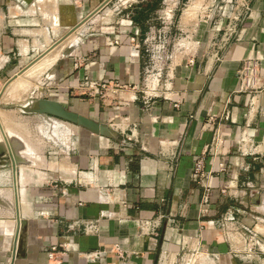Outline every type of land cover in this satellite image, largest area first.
Wrapping results in <instances>:
<instances>
[{"label": "crops", "instance_id": "1", "mask_svg": "<svg viewBox=\"0 0 264 264\" xmlns=\"http://www.w3.org/2000/svg\"><path fill=\"white\" fill-rule=\"evenodd\" d=\"M111 1L0 0V91L81 23L39 92L118 134L21 111L11 137L0 118L17 159L0 165V264H264L244 238L264 239V0H128L93 21ZM162 29L163 82L145 103L146 43ZM86 80L110 82L107 96Z\"/></svg>", "mask_w": 264, "mask_h": 264}, {"label": "built area", "instance_id": "2", "mask_svg": "<svg viewBox=\"0 0 264 264\" xmlns=\"http://www.w3.org/2000/svg\"><path fill=\"white\" fill-rule=\"evenodd\" d=\"M131 5V4H130ZM140 36L139 27H135L133 34L131 36L132 42H137L138 37ZM116 43H119V39L115 40ZM145 52L147 53L148 63L145 68V74L143 79V94L145 95L144 102L148 103L150 98L156 96V92L158 87L161 86L163 82L164 76V64L166 57V50L168 46V37L166 35L165 30H161L158 34L146 43ZM140 48V45L137 46V49ZM259 76V69L257 66V62L253 60L250 64H248L243 71L241 72V77L250 84V82H255L257 77ZM91 86L92 91L96 90L98 94L102 96H107L110 82L97 83L92 81H85V84ZM127 84H119L116 83L112 86L113 92H117L119 90H123L128 88ZM202 169V163L198 162L196 167V172L198 173ZM209 196L206 195L204 198V204L207 205L209 202ZM235 211L238 210L232 209L228 212L221 220L220 225L222 227H226L229 224L236 221ZM246 234L244 236L245 242L250 248L256 247L258 250L264 252V239L261 238L253 229H246ZM57 253V248L52 247L51 252L49 254L50 259H55V255ZM94 254V253H93ZM101 255L100 252L95 253L96 257Z\"/></svg>", "mask_w": 264, "mask_h": 264}, {"label": "rangeland", "instance_id": "3", "mask_svg": "<svg viewBox=\"0 0 264 264\" xmlns=\"http://www.w3.org/2000/svg\"><path fill=\"white\" fill-rule=\"evenodd\" d=\"M129 2H128V0H112L111 3H109V5H107L102 10V12H100L97 15V17L93 18L92 20L94 21L97 18L103 17L102 20L103 21L106 20L105 23L109 24L113 20L114 15H116V14L120 15L124 10H126L125 6H127ZM104 25L105 24H103V26ZM85 26H89V24H85ZM70 30L68 29L64 34H57L55 36V38H57L58 41L61 40L63 37H66V35L68 34V32ZM82 38H83L82 36L78 37V34L75 31V32L71 33L69 36H67L66 38H64V40L61 43L57 44L58 43V41H57L55 43V45L53 46L52 50L42 59L43 61L41 60L44 63L45 59L55 57L52 61H49V62L45 61L46 64L45 63L43 64L44 67L41 65V63H42L41 61L38 62L40 65L37 63L33 67L26 69V71L21 76H19L17 79L12 80L11 82L5 84L2 87V89L0 91V118L3 119V122L6 125V127L8 126L9 128H11L8 130L9 131L8 134L11 135V137L14 133H17L16 131L12 130V124L15 121L20 123V121L17 120V118H13V115L19 116L20 114H22L21 110L17 107V105L23 104V103H25L28 100L33 99V98H42L41 97L42 93L39 92V88H41V85H42L40 83V81H42L43 72L46 71L49 67H51L60 56H62L63 54L66 53L65 52V50L67 49L66 47L64 48L65 50L60 49V47L64 44L63 42L68 44V42H70V41H75L74 46L71 47L68 51V52H70L71 50H73V48L77 44H79V42ZM48 56H49V58H48ZM36 68H38V69L36 70ZM0 123H1V120H0ZM17 125L19 127V124H17ZM2 133H3V129L0 128V136L3 139ZM54 134H57L56 129L54 130ZM263 196H264V193H263ZM11 198H13L12 195H11ZM261 201H262V203H261ZM258 202H260L262 204L261 205L262 206V212L264 215V211H263L264 210V197L259 195Z\"/></svg>", "mask_w": 264, "mask_h": 264}, {"label": "water", "instance_id": "4", "mask_svg": "<svg viewBox=\"0 0 264 264\" xmlns=\"http://www.w3.org/2000/svg\"><path fill=\"white\" fill-rule=\"evenodd\" d=\"M80 25L81 23L72 27L71 30L66 35V37L69 36L71 33L75 32ZM66 37H63L61 40H59L57 44L61 43ZM17 107L23 113L26 114H38L46 118L54 117L65 120L95 135H100L108 138H117L118 136L117 132H115L107 124L98 122L89 116L74 111L66 107L62 102L56 99L33 98L28 100L24 104L17 105ZM3 138H4V142L0 143V165L4 164V162L6 161H9L11 162V166L13 168V171L15 172L17 159L16 156L14 155L15 153L13 151L14 150L13 145L7 140L4 132H3ZM16 202L18 203L17 195H16ZM16 215L20 223V228L17 236L18 239L19 235L23 237V233L26 226V220L20 217L18 211H16Z\"/></svg>", "mask_w": 264, "mask_h": 264}, {"label": "bare ground", "instance_id": "5", "mask_svg": "<svg viewBox=\"0 0 264 264\" xmlns=\"http://www.w3.org/2000/svg\"><path fill=\"white\" fill-rule=\"evenodd\" d=\"M65 44H66V43H65ZM63 48H64V47H63ZM52 54H53V53H52ZM54 55H55V54H54ZM50 56H51V55H50ZM48 58H49V56H48ZM54 58H55V57H54ZM54 58L52 57V58H49V59H45V60H44V63L46 64L47 61H48V62H49V61H52ZM42 61H43V60H42ZM42 61H41V62H42ZM45 61H46V62H45ZM44 63L42 62L41 65L43 66ZM38 64H39V63H38ZM39 65H40V64H39ZM39 65H38V66H39ZM38 66H37V67H38ZM43 67H44V66H43ZM38 68H39V67H38ZM38 68H36V70H37ZM34 69H35V68H34ZM32 71H33V70H32ZM26 76H27V75H26ZM8 88H9V87H8ZM23 104H24V103H23ZM0 128H1V123H0ZM2 134H3V133H2ZM2 137H3V136H2ZM3 139H4V138H3ZM3 139H2L1 136H0V143H3V142H4ZM263 211H264V210H263Z\"/></svg>", "mask_w": 264, "mask_h": 264}]
</instances>
